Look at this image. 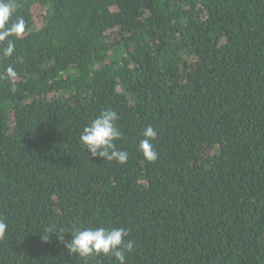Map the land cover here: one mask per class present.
Segmentation results:
<instances>
[{"label":"trees","instance_id":"trees-1","mask_svg":"<svg viewBox=\"0 0 264 264\" xmlns=\"http://www.w3.org/2000/svg\"><path fill=\"white\" fill-rule=\"evenodd\" d=\"M5 2L25 31L0 42V264H119L60 232L101 226L127 264H264V0ZM106 109L124 164L80 142Z\"/></svg>","mask_w":264,"mask_h":264},{"label":"clouds","instance_id":"clouds-1","mask_svg":"<svg viewBox=\"0 0 264 264\" xmlns=\"http://www.w3.org/2000/svg\"><path fill=\"white\" fill-rule=\"evenodd\" d=\"M12 15L13 4L0 0V42H7L3 48V55L8 57L12 56L15 50V43L11 38L19 39L25 31V23L22 18L9 24ZM8 71L14 75L11 68ZM118 119L116 111L102 110L83 128L80 142L91 157L99 156L106 161H116L119 164L127 162L129 153L117 148L115 143L122 135L116 124ZM157 135V131L149 125L143 129V138L138 144V150L149 161H155L158 158L152 144ZM6 228L7 224L0 219V235L5 232ZM60 232L71 234V240L65 246L70 254H77L80 257L112 256L119 264H127V254L131 253L134 247L133 242L126 239L129 232L124 227H77L70 230L61 229ZM44 233L45 235L42 236L44 242L48 241V233H56L61 242H64L63 234L51 229H46Z\"/></svg>","mask_w":264,"mask_h":264},{"label":"rangeland","instance_id":"rangeland-1","mask_svg":"<svg viewBox=\"0 0 264 264\" xmlns=\"http://www.w3.org/2000/svg\"><path fill=\"white\" fill-rule=\"evenodd\" d=\"M46 9L43 7L36 8L35 12V26L39 28L42 26L45 19Z\"/></svg>","mask_w":264,"mask_h":264}]
</instances>
